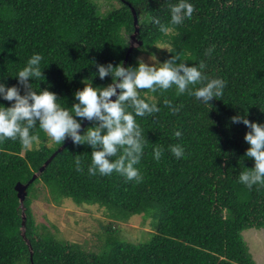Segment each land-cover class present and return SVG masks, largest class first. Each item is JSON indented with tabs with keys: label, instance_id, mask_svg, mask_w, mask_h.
Here are the masks:
<instances>
[{
	"label": "trees",
	"instance_id": "obj_1",
	"mask_svg": "<svg viewBox=\"0 0 264 264\" xmlns=\"http://www.w3.org/2000/svg\"><path fill=\"white\" fill-rule=\"evenodd\" d=\"M176 2L0 0V83L15 85L21 95L47 89L70 109L85 79L106 87L111 77L95 75L97 65L124 63L134 13L142 44L132 50L127 67H137L147 55L158 57L159 66L172 60L201 71V82L180 94L138 90L158 108L136 118L145 145L135 165L139 181L116 171L90 174L92 146L71 142L29 185L22 208L17 184L29 183L70 137L49 147V137L37 127L38 147H24L18 138L0 141V264H257L243 232L264 229V185L248 188L238 179L254 168V160L245 155L250 129L231 118L264 124V0H190L191 18L163 31ZM34 53L43 57L42 76L29 78L28 89L14 75ZM211 79L223 81L222 95L204 102L190 94ZM170 145H180L183 155H173ZM157 147L159 160L153 157ZM38 185L57 206L65 200L98 205L111 221L83 243L59 237L35 218ZM23 214L33 256L22 235ZM139 215L149 219V230L133 243L122 237L119 224Z\"/></svg>",
	"mask_w": 264,
	"mask_h": 264
},
{
	"label": "clouds",
	"instance_id": "obj_2",
	"mask_svg": "<svg viewBox=\"0 0 264 264\" xmlns=\"http://www.w3.org/2000/svg\"><path fill=\"white\" fill-rule=\"evenodd\" d=\"M193 11L194 5L190 0H177L170 5V26H162V30L169 31L171 26L181 24L185 18H191ZM42 59L39 53L32 54L26 64L17 69L14 78L26 88L32 89L28 81L29 78H41ZM97 67L95 75L101 80L110 76L111 83L106 87H93L91 80L85 79L83 88L73 94L77 102L70 109L58 101L55 93L47 89L28 90L21 95L20 89L15 85L6 87L0 83V99L10 102L9 106L0 103V141L18 138L24 147H31L39 143V135L33 131L38 127L58 143L70 137L74 144L91 145L93 151L88 168L90 174L99 172L101 175H110L116 171L128 180L142 179L135 165L140 162L145 145L141 126L136 118L156 112L158 108L150 98H143L138 90L147 89L151 93L156 89H174L176 94H180L188 86L201 82V71L184 63L174 64L172 60L159 67L143 62H139L135 68L124 67L122 63ZM222 92L223 81L211 79L205 85L191 89L190 94L207 102L213 97H219ZM113 96L116 97L114 101L110 99ZM75 117L98 123L87 128L81 135L78 132L81 121ZM231 119L234 123L242 122L250 129L244 136L249 145L245 155L254 160V168L243 171L238 179L248 188L264 185V124L242 116H233ZM174 135L179 137L181 133L177 130ZM169 148L176 157L183 155L180 145H170ZM118 152L120 155L116 159H109L116 157ZM161 154L160 148L153 149L154 159L159 160ZM76 164L79 167L78 157Z\"/></svg>",
	"mask_w": 264,
	"mask_h": 264
},
{
	"label": "rangeland",
	"instance_id": "obj_3",
	"mask_svg": "<svg viewBox=\"0 0 264 264\" xmlns=\"http://www.w3.org/2000/svg\"><path fill=\"white\" fill-rule=\"evenodd\" d=\"M141 62L158 67L160 59L158 57L141 55ZM56 141L49 137L47 145L52 147ZM35 143L31 147H38ZM39 196L33 201L32 209L38 223H44L51 231L72 242L83 243L85 239L93 236L101 228L102 223L111 221L104 213V209L98 205L77 206L71 200H65L60 206L47 201L48 191L42 185H38ZM47 196V197H46ZM58 227L56 230L52 227ZM122 229V237L127 241L139 243L142 232L149 230V219L143 215L133 217L129 222L119 224ZM254 260L257 264H264V229H250L243 232Z\"/></svg>",
	"mask_w": 264,
	"mask_h": 264
},
{
	"label": "water",
	"instance_id": "obj_4",
	"mask_svg": "<svg viewBox=\"0 0 264 264\" xmlns=\"http://www.w3.org/2000/svg\"><path fill=\"white\" fill-rule=\"evenodd\" d=\"M134 9H133V13H134ZM134 16H135V32L131 35V44H130V48H129V51L126 55V58L124 60V63H123V66L124 67H127V64L129 62V57H130V54L132 52V50L138 46L139 44H142V42H140L137 38V36L139 35V25H138V18L136 16V14L134 13ZM117 93H119V89H117ZM115 96L111 97L110 99H112L113 101L115 100ZM90 122V120H87L85 119V121L83 122V124L81 125V128L78 130V132L80 133L86 126L87 124ZM72 141L71 138H69L68 142L63 146L61 147L58 151H56L49 159L48 161H46V163L40 168V170L33 176V178L31 179V181L27 184H21V183H18L17 186H16V190L18 192V197L20 199V203H21V207L24 208V202L26 200V196L28 194L27 192V189L29 187V185L39 176L41 175L45 169L47 168V166L49 165V163L53 160V158L60 152L64 149L65 146L69 145ZM25 227H26V215L23 214V227H22V231H23V236L25 237V239L27 240L26 238V233H25ZM27 243L29 245V248L31 250V256H33V253H32V246L30 244V241L27 240Z\"/></svg>",
	"mask_w": 264,
	"mask_h": 264
}]
</instances>
